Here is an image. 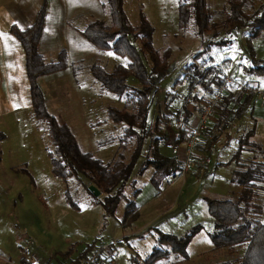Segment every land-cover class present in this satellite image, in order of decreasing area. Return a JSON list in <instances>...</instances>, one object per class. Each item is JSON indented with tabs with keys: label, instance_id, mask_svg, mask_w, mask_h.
<instances>
[{
	"label": "rangeland",
	"instance_id": "rangeland-1",
	"mask_svg": "<svg viewBox=\"0 0 264 264\" xmlns=\"http://www.w3.org/2000/svg\"><path fill=\"white\" fill-rule=\"evenodd\" d=\"M94 1L99 3L98 12L87 13V19L101 17L108 20L106 0H86V3ZM177 1L123 0L131 22L138 24L141 12L152 22L154 46L172 48L171 69L158 84L148 119L164 113L168 104L165 120H173L177 116L175 112L182 109L181 103H177L179 97L187 95L192 88L203 91L199 85L189 87L187 80L175 83V79L183 78L185 67L194 60V53L207 42L211 46L195 60L196 63L202 68L210 65L221 68L223 79L226 76L233 79L229 90H241L244 85L247 89L254 88V100L241 117L229 118L222 128L216 123L220 108H215L208 130L195 145L192 167L175 183L168 184L165 180L163 184H154L150 180L153 166L141 170L143 156H140L122 185L112 213L105 211L103 194L94 195L86 188V179L62 178L52 172L48 154L52 147L50 135L33 109L14 112L17 123L14 128L5 126V119H0V130L9 133L7 138L0 140V264H24L27 259L25 245L36 253L40 264H69L88 244L95 248L106 246L111 249L112 246L113 264H136L154 246L163 245L157 240L158 230L183 235L198 224L201 226L187 245L188 257L171 252L155 264H207L221 259L233 260L243 252V246H236L233 251L214 246L210 231L214 229L215 218L207 209L205 197L234 195L239 187L229 179L232 170L238 167L235 162H246L253 156L264 159V97L258 96L256 91L263 90L264 96V74L245 70V66L251 64L246 53L247 28L229 33L222 25L227 0H208L216 23L205 33L203 40L197 35L193 20L186 27L178 25ZM262 2L264 0H248L245 9L252 12ZM218 38H229L231 42L221 46L211 43ZM87 43L94 53L87 52L77 60L71 73L48 79L45 102L50 112L69 123L83 149L107 160L116 156L124 130V123L115 122L108 116L107 107L114 105L132 110V102L128 99V91L117 94L104 88L90 68L92 64L100 63L111 69L116 63H125L127 57ZM253 45L256 56L264 57V32L253 38ZM146 60L149 66L148 58ZM128 81L139 84L134 77H129ZM218 83L213 82V89ZM229 105L237 106L233 101ZM251 127L254 128V135L250 137L253 144L242 149L236 161L219 163L229 160L238 148L240 134ZM214 136L216 140L207 149ZM160 150L167 155L170 153L163 142ZM206 156H210L211 162H201ZM258 190L264 221V181ZM129 201H134L139 212L135 218L123 223L125 205ZM71 244L75 245V250L64 256L62 253ZM96 264L107 262L99 259Z\"/></svg>",
	"mask_w": 264,
	"mask_h": 264
},
{
	"label": "trees",
	"instance_id": "trees-1",
	"mask_svg": "<svg viewBox=\"0 0 264 264\" xmlns=\"http://www.w3.org/2000/svg\"><path fill=\"white\" fill-rule=\"evenodd\" d=\"M227 2L228 8L222 19V25L226 31L230 33L238 28H247L248 31L245 42L246 53L251 64L245 66V70L264 74V57L256 56L253 45V38L264 32V2L252 12H247L245 9L248 0H227ZM104 5L108 7L109 19L94 18L80 30V33L96 48L110 49L127 57L125 63H116L111 69H107L100 63H94L90 68L104 88L117 94L128 91L130 94L128 99L132 102V110L114 105L107 107V114L113 121L124 123V130L120 136V148L112 159H102L93 151L83 149L69 123L50 112L46 105L39 77L62 69L67 63L64 50H60L56 60H46L38 48L45 24L47 1L44 0L41 3L30 25L19 28L12 24L10 30L20 39L25 50L32 109L34 115L46 125L52 143V147L48 150L52 172L62 178L86 179L85 186L88 190V185L94 184L100 190V194L104 195L102 202L105 211L112 213L119 201L122 185L130 176L140 156H143L141 170L147 166H153L150 180L156 185L163 184L169 175L180 168L182 159L171 153L164 154L160 150L162 142L169 137L168 131L163 126L165 111L169 109V105H165L164 113L155 115L152 120L148 119L149 108L158 90V84L171 69L172 48L166 46L160 49L154 46L152 41L154 26L144 13H140L139 23L134 24L126 13L123 0H106ZM177 19L180 27H186L193 20L196 33L202 40L205 33L216 23L212 19L208 0H178ZM229 42H231L229 38L211 41L219 46ZM204 45L194 53V60L185 67L183 78H176L175 83L187 80L189 87L194 84L199 85L203 89L204 97H208L213 91V82H222L224 76L221 74L222 69L217 65L202 68L196 63L195 60L211 46L209 42ZM146 58L150 62L149 66ZM129 77H134L139 84H130ZM246 86L235 91L231 88L229 90L228 85L224 90L227 93H222L216 105V108L218 106L220 108L216 123L221 128L231 118L241 117L247 106L254 100V88L247 89ZM243 92L245 94L239 101ZM193 98L198 99L197 96ZM230 101L237 106L232 108L229 105ZM177 103H181L182 109L177 110L176 115L188 120L192 111L181 101ZM207 130L208 128L202 134ZM180 132L183 139L187 135V129L181 127ZM252 135H254L253 127L240 134L237 150L229 160L219 161V163L228 164L233 160L236 161L240 151L253 144L250 138ZM5 136L6 133L0 130V140ZM215 140L214 136L207 149ZM235 163L238 167L232 170L229 180L238 185L239 189L236 193L225 197L206 196L205 200L209 213L215 218L214 229L210 231L214 246L228 247L230 251L235 250L236 246H243V252L233 260L221 259L207 264H264V221L261 219L262 204L258 190L263 187L264 159L253 156L246 162L237 160ZM138 212L134 201L127 202L122 222L127 223L135 218ZM200 226V224L195 225L183 235L158 230L157 240L163 245L154 246L150 253L136 264H155L158 259L168 257L171 252L188 257L187 245ZM94 248L93 244L86 245L78 251L69 264L82 262ZM74 250L75 245L71 244L62 254L69 256ZM24 264L30 263L24 261Z\"/></svg>",
	"mask_w": 264,
	"mask_h": 264
},
{
	"label": "crops",
	"instance_id": "crops-1",
	"mask_svg": "<svg viewBox=\"0 0 264 264\" xmlns=\"http://www.w3.org/2000/svg\"><path fill=\"white\" fill-rule=\"evenodd\" d=\"M44 0H0V119L5 126H17L14 112L32 110L30 82L26 71L25 50L10 30L12 24L25 28L33 21ZM45 24L38 48L46 60H55L60 50L67 56L62 69L39 77L46 100L48 79L71 73L73 65L94 49L80 30L89 22L86 15L98 12L99 3L86 0H46ZM83 1V3H82ZM83 6V7H82ZM55 114V113H54ZM8 121V119H10ZM6 131V138L8 136ZM27 139V136H25Z\"/></svg>",
	"mask_w": 264,
	"mask_h": 264
},
{
	"label": "built area",
	"instance_id": "built-area-1",
	"mask_svg": "<svg viewBox=\"0 0 264 264\" xmlns=\"http://www.w3.org/2000/svg\"><path fill=\"white\" fill-rule=\"evenodd\" d=\"M231 81H233V79L226 76L222 82L215 86L208 97H204L202 90L192 88L190 91L191 93L177 99L178 102L181 101L187 105L192 112L188 120H184L181 117L176 116L173 120L166 119L163 122V126L169 133V137L163 141V145L170 151L171 154L177 155L182 159V166L166 178V182L168 184L177 182L192 167V158L196 142L202 132L208 128L217 102ZM256 91L258 96L264 97L262 96L263 90L258 89ZM193 96H197L198 99L195 100ZM181 127L187 129V135L183 139L181 138ZM201 162H211L210 156L202 158ZM30 243H32L31 239ZM112 249V246L111 249L106 246L94 248L88 254L89 256L78 264H96L99 259H105L107 264H113L114 260L112 257ZM24 252L27 256V259L25 258L27 262L30 264H40V259L29 245L24 246ZM102 252H104L105 255L101 256Z\"/></svg>",
	"mask_w": 264,
	"mask_h": 264
},
{
	"label": "water",
	"instance_id": "water-1",
	"mask_svg": "<svg viewBox=\"0 0 264 264\" xmlns=\"http://www.w3.org/2000/svg\"><path fill=\"white\" fill-rule=\"evenodd\" d=\"M88 188L92 191L94 195L100 194V190L94 184H89Z\"/></svg>",
	"mask_w": 264,
	"mask_h": 264
}]
</instances>
